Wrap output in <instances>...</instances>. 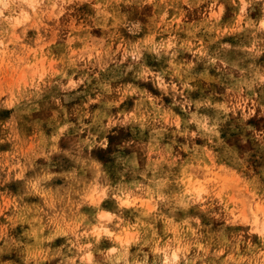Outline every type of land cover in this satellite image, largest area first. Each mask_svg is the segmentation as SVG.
I'll return each instance as SVG.
<instances>
[{"label": "rangeland", "instance_id": "rangeland-1", "mask_svg": "<svg viewBox=\"0 0 264 264\" xmlns=\"http://www.w3.org/2000/svg\"><path fill=\"white\" fill-rule=\"evenodd\" d=\"M0 264H264V0H0Z\"/></svg>", "mask_w": 264, "mask_h": 264}]
</instances>
